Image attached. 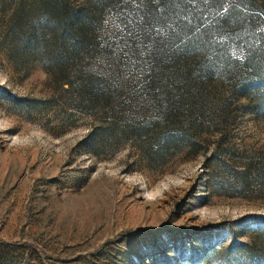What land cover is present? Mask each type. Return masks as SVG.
I'll return each instance as SVG.
<instances>
[{
	"label": "rangeland",
	"instance_id": "374dc122",
	"mask_svg": "<svg viewBox=\"0 0 264 264\" xmlns=\"http://www.w3.org/2000/svg\"><path fill=\"white\" fill-rule=\"evenodd\" d=\"M156 2L96 4L66 75L7 51L40 0H0V264H264V115L184 51L198 0Z\"/></svg>",
	"mask_w": 264,
	"mask_h": 264
},
{
	"label": "trees",
	"instance_id": "16d2710c",
	"mask_svg": "<svg viewBox=\"0 0 264 264\" xmlns=\"http://www.w3.org/2000/svg\"><path fill=\"white\" fill-rule=\"evenodd\" d=\"M109 1L81 0L69 8L63 0H40L38 8L27 11L32 14L24 21L23 10H17L12 19L7 51L15 57L21 55L15 61L25 63L28 61L25 55H31L51 73L67 75L92 45L98 13L95 5ZM254 1L198 0L202 8L196 18L201 21L195 28L181 30L184 31L181 44L188 48L184 50L187 52L192 47L199 49L201 61L197 67L201 72L198 75L208 78L218 75L230 93L240 99L238 107L264 115V32L259 29L257 35L255 25L251 24L257 15L255 5L250 8ZM181 3L182 0H157L153 7L162 13L178 9ZM139 11L143 23L154 13L152 10ZM179 22L176 20V28L181 26ZM92 86L89 80L82 84L83 90H91ZM92 94L99 95L96 91H91ZM163 130H158L156 135L165 144L168 134Z\"/></svg>",
	"mask_w": 264,
	"mask_h": 264
}]
</instances>
